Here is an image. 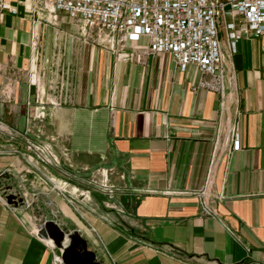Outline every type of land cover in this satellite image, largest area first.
<instances>
[{
    "label": "crops",
    "instance_id": "1",
    "mask_svg": "<svg viewBox=\"0 0 264 264\" xmlns=\"http://www.w3.org/2000/svg\"><path fill=\"white\" fill-rule=\"evenodd\" d=\"M4 2L0 264H52L39 218L78 232L102 264H264V35L230 54L220 32L222 98L168 54L120 59L145 52L146 38L119 51L104 32L54 12L52 0ZM26 139L59 165L27 156ZM47 170L71 189L90 178L109 188H91V201L73 207L43 181ZM4 184L33 203L7 204Z\"/></svg>",
    "mask_w": 264,
    "mask_h": 264
},
{
    "label": "built area",
    "instance_id": "2",
    "mask_svg": "<svg viewBox=\"0 0 264 264\" xmlns=\"http://www.w3.org/2000/svg\"><path fill=\"white\" fill-rule=\"evenodd\" d=\"M52 1L54 12L78 20L87 29L104 32L111 47H118L119 51L125 49L127 41L147 39L145 52L131 49L119 54L122 61L140 63L146 55L168 54L181 71L194 65L201 75L199 86L222 98L224 72L220 32L225 33L224 41L230 54L236 52L239 40L264 35V0ZM6 8L4 0H0V13ZM230 141L232 149L238 150V132L232 131ZM27 150L41 162L56 161L45 146L28 142ZM204 194L205 189L200 192L201 196ZM201 203L204 212L210 214L207 205ZM52 264L63 263L54 256Z\"/></svg>",
    "mask_w": 264,
    "mask_h": 264
},
{
    "label": "water",
    "instance_id": "3",
    "mask_svg": "<svg viewBox=\"0 0 264 264\" xmlns=\"http://www.w3.org/2000/svg\"><path fill=\"white\" fill-rule=\"evenodd\" d=\"M6 202L17 205L11 195L6 197ZM35 231L40 238L53 243L52 252L63 264H102L96 260L94 252L87 250L86 241L76 231H66L53 220L43 221Z\"/></svg>",
    "mask_w": 264,
    "mask_h": 264
},
{
    "label": "rangeland",
    "instance_id": "4",
    "mask_svg": "<svg viewBox=\"0 0 264 264\" xmlns=\"http://www.w3.org/2000/svg\"><path fill=\"white\" fill-rule=\"evenodd\" d=\"M28 142H31L33 144H37V145H42V146H45L47 147L46 145H43L41 143H37V142H34L32 140H25V143H24V153L31 157L33 160H35L36 162L40 163L42 166H45V167H56L59 165L58 163V160H57V157L55 156V154L51 151V149L49 147H47L52 155L54 156L55 158V162H53L52 164H47L45 162H41L40 160H38L36 158V156L34 155V153L30 152L27 150V143ZM14 153H17L14 151ZM99 171H96V173H94V175H97ZM100 173V172H99ZM91 180H89L88 182V185L86 186H79V191L78 189H71L69 187V182L65 179H55L54 175H52L49 170H47V175H45V180L43 179V181L45 182H49L51 184V186H53V188H56L57 189V193L60 194L61 198H63L64 200L67 201L68 204H70L71 206L73 207H76V204L79 203L81 204L83 201H86V202H90L91 201V195H90V190L91 188H96V189H99V190H102V191H106L108 189V184H107V181L104 179V178H101L100 180H97L96 178L92 181V178H90ZM62 183H65V185H63ZM9 186L10 183H9ZM4 190L8 189L6 191L5 194H7V196L11 195V196H14L15 200L18 201L19 200H23L26 204L28 203H33V197L32 196H29L27 194V192H20V194L18 195L17 193H12L10 192V188L6 187V184L3 185L2 187ZM86 192H88L86 194ZM79 200V201H78ZM51 216H54L56 217L57 214L55 213H51ZM43 221H45V219H37L36 221V227L41 224Z\"/></svg>",
    "mask_w": 264,
    "mask_h": 264
},
{
    "label": "bare ground",
    "instance_id": "5",
    "mask_svg": "<svg viewBox=\"0 0 264 264\" xmlns=\"http://www.w3.org/2000/svg\"><path fill=\"white\" fill-rule=\"evenodd\" d=\"M51 242V241H50ZM51 244L53 245V243L51 242ZM53 247H54V245H53Z\"/></svg>",
    "mask_w": 264,
    "mask_h": 264
}]
</instances>
